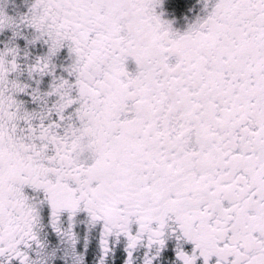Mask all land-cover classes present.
<instances>
[{
  "label": "snow or ice",
  "instance_id": "6c2138e0",
  "mask_svg": "<svg viewBox=\"0 0 264 264\" xmlns=\"http://www.w3.org/2000/svg\"><path fill=\"white\" fill-rule=\"evenodd\" d=\"M0 264H264V0H0Z\"/></svg>",
  "mask_w": 264,
  "mask_h": 264
}]
</instances>
